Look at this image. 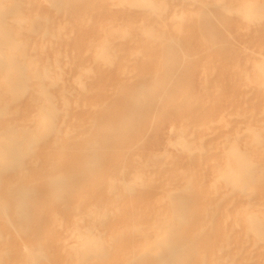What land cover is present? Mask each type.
Listing matches in <instances>:
<instances>
[{
	"label": "rangeland",
	"instance_id": "rangeland-1",
	"mask_svg": "<svg viewBox=\"0 0 264 264\" xmlns=\"http://www.w3.org/2000/svg\"><path fill=\"white\" fill-rule=\"evenodd\" d=\"M146 2L2 0L0 7L7 12L0 22L12 27L17 49L23 50L29 66L23 94L16 95V89L0 81V108L6 111L0 128L8 124L38 130L41 123L33 116L42 101L39 87L48 90L58 115L56 127L49 143L37 142L34 156L23 167H43L41 161L47 158L45 173H59L66 163L88 154L89 130L118 123L135 91L144 100L135 131L114 137L109 146L98 142L101 168L93 187L68 198L81 207L109 206L115 200L119 208L109 212L100 228L104 239L140 215L152 226L147 240L153 251L163 250L155 239L162 232L156 226L164 224L172 226L173 235L189 239L196 255L210 248L202 242L209 233L223 242L230 264H264V239L243 235L233 212L253 209L264 219V0ZM246 2L258 7L252 20L243 11ZM234 149L254 170L237 188L219 178ZM18 175L12 174L13 179ZM110 176L133 183L134 191L108 193ZM4 184L0 182V193ZM32 184L40 196V179ZM180 194L199 209L209 203L215 207L196 223L172 224L175 220L162 214ZM60 204L54 206L56 212ZM75 212L63 216L57 235L65 233ZM5 235L23 252L15 229ZM128 249L136 264H160L154 255L137 258L138 246ZM126 251L118 250L109 264H119Z\"/></svg>",
	"mask_w": 264,
	"mask_h": 264
},
{
	"label": "bare ground",
	"instance_id": "bare-ground-1",
	"mask_svg": "<svg viewBox=\"0 0 264 264\" xmlns=\"http://www.w3.org/2000/svg\"><path fill=\"white\" fill-rule=\"evenodd\" d=\"M136 2L147 3L146 0ZM243 11L249 20L258 16V7L251 2L243 4ZM6 12V7H0V16ZM12 35V27L0 22V81L8 89H16L17 95L23 94L26 88L24 73L29 65L24 60L23 50L17 49ZM39 90L42 101L33 116L41 123L38 130L30 132L8 124L0 128V182L5 183L4 190L0 193V264H7L8 261H11V264H109L110 258L122 248L128 251L121 253L123 257L120 256L118 263L136 264V258L128 253V248L134 246L139 248L137 258L154 255L160 264H193L195 256V264H230V255L224 251L223 242L218 243L217 238L210 237L211 234L207 233L202 239L203 244L211 245L208 246L210 248L200 249L196 255V250L192 251L193 243L185 236L173 235L170 225L156 226L162 232L157 235L155 241L164 246L161 252L153 251L155 247H151L152 244L149 245L150 241L147 240L152 226L148 219L140 215L131 222L114 228L109 238L104 239L100 228H103L105 220L111 214L109 212H115L119 208L115 200L112 199L108 203L109 206L106 203H93L81 207L82 204L68 198L73 192L87 186L93 187L92 179L96 178L101 168L97 152L100 146L98 142H106L109 146L113 144L114 137L123 138L135 131V125L140 118L138 111L144 108V100L135 91L127 99L129 109L119 117L118 123L100 125L86 133L91 144L88 154L81 160L79 158V161L65 162L67 166L55 174L45 173L48 171L45 167L48 164L47 158L41 161L45 165L43 167H23V164L30 162V157L34 156V146L37 142L49 143L48 138L56 127L58 115L53 97L42 86ZM5 113L6 111L0 108V117ZM256 137L258 141V134ZM27 170L31 172L29 175L26 174ZM253 172L251 161L239 150L234 149L227 154L226 164L220 169L219 178L237 188L241 187ZM10 173L19 175L13 179ZM39 179L43 191L37 196L32 190L35 187L32 183ZM106 183L108 193L118 194L121 191L130 194L134 191L133 183L118 181L113 176H110ZM57 201L61 202L58 212L54 210ZM193 202L188 195L180 194L171 200L169 210L163 211L162 217L173 218L175 221H171L172 224L186 225L196 223L197 219L208 215L215 207V204L209 203L199 209ZM225 209L228 210L227 207ZM71 210L76 211L73 220L66 225L62 236L57 235L55 229L61 226L63 216ZM233 212L235 222L241 224L244 230L243 235L253 241L264 239V219L257 211L238 208ZM11 228L15 229L16 235L23 241L24 248L21 253L18 250L20 245L5 235H9ZM134 236L137 238L134 239ZM52 248L63 253L53 254Z\"/></svg>",
	"mask_w": 264,
	"mask_h": 264
}]
</instances>
